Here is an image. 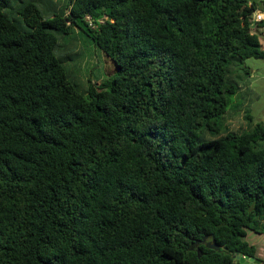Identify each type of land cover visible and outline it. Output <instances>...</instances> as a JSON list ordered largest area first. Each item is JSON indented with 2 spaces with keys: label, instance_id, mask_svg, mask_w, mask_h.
Listing matches in <instances>:
<instances>
[{
  "label": "trees",
  "instance_id": "obj_1",
  "mask_svg": "<svg viewBox=\"0 0 264 264\" xmlns=\"http://www.w3.org/2000/svg\"><path fill=\"white\" fill-rule=\"evenodd\" d=\"M257 9L264 0H0V264L261 258L246 236L264 234V124L249 109L246 129L226 124L238 67L264 58ZM74 27L113 77L78 83L60 53Z\"/></svg>",
  "mask_w": 264,
  "mask_h": 264
},
{
  "label": "rangeland",
  "instance_id": "obj_2",
  "mask_svg": "<svg viewBox=\"0 0 264 264\" xmlns=\"http://www.w3.org/2000/svg\"><path fill=\"white\" fill-rule=\"evenodd\" d=\"M61 1V0H57ZM13 7L21 4V0H11ZM260 33V42L264 48V30ZM60 53L72 69L74 77L83 87L88 80H103L116 74L114 62L78 28L74 27L69 35L60 38ZM68 55L72 57L68 59ZM67 57V58H66ZM248 69L249 75L244 73ZM237 79L240 85L239 95L228 107L226 113L227 128L242 131L247 128L248 122L244 113L249 109L253 123L264 124V58L249 57L244 59L238 67ZM246 239L259 249L261 258H264V234L247 231Z\"/></svg>",
  "mask_w": 264,
  "mask_h": 264
},
{
  "label": "water",
  "instance_id": "obj_3",
  "mask_svg": "<svg viewBox=\"0 0 264 264\" xmlns=\"http://www.w3.org/2000/svg\"><path fill=\"white\" fill-rule=\"evenodd\" d=\"M205 239L206 237L203 238V240ZM206 246L211 249H215V250H218L220 248V246L214 242H207ZM234 258L239 262V264H261V261H262L261 258L257 256L246 257L243 255H240L238 252L235 253Z\"/></svg>",
  "mask_w": 264,
  "mask_h": 264
},
{
  "label": "built area",
  "instance_id": "obj_4",
  "mask_svg": "<svg viewBox=\"0 0 264 264\" xmlns=\"http://www.w3.org/2000/svg\"><path fill=\"white\" fill-rule=\"evenodd\" d=\"M86 19H87L88 24H89L91 27H94V26H95V23H94L93 20L91 19L90 15H88V16L86 17ZM262 20H264V11L259 10V9L255 10V11L251 14V16L249 17L250 25H251L252 27H254V28L257 27V23H258L259 21H262ZM99 22H102V19H100ZM263 35H264V34H263Z\"/></svg>",
  "mask_w": 264,
  "mask_h": 264
},
{
  "label": "crops",
  "instance_id": "obj_5",
  "mask_svg": "<svg viewBox=\"0 0 264 264\" xmlns=\"http://www.w3.org/2000/svg\"><path fill=\"white\" fill-rule=\"evenodd\" d=\"M257 252H258V254L260 255L261 254V252L259 251V249L257 248ZM263 258V257H262ZM264 259V258H263Z\"/></svg>",
  "mask_w": 264,
  "mask_h": 264
}]
</instances>
